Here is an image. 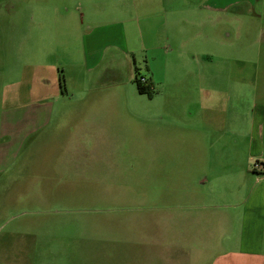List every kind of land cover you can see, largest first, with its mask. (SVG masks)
<instances>
[{
	"label": "rangeland",
	"instance_id": "rangeland-1",
	"mask_svg": "<svg viewBox=\"0 0 264 264\" xmlns=\"http://www.w3.org/2000/svg\"><path fill=\"white\" fill-rule=\"evenodd\" d=\"M35 5L36 0H0V118L3 108L16 118L15 132L8 136L0 129V264H211L228 248L227 235L214 233L201 218L216 211L231 216L234 210L219 195L212 196L214 201L197 200L188 186L211 172L205 159L213 158L220 170L231 160L210 151L248 149L245 136L256 121L254 104L264 103L258 6L250 18L240 15L236 27L223 22L234 20L229 13L219 28L207 29L229 43L220 45L214 59L219 73L204 77L219 89L210 98L219 110L194 103L202 94L195 78L169 73V84L155 90V98L131 97L128 91L116 112L98 117L100 111H91L81 125L72 118L56 122V112L46 111L48 123L36 131L20 118L23 102L3 105L6 85L18 79L27 56L40 48ZM73 14L78 19L77 10L62 9L57 18L63 23ZM247 19L249 27L242 25ZM53 20L41 21L44 37ZM216 113L219 120L210 121ZM225 118L228 131H236L230 142L214 129L223 130ZM257 119L264 129V120ZM194 149L200 156L192 155ZM258 158L251 156L248 171L262 178ZM203 169L207 172L197 175Z\"/></svg>",
	"mask_w": 264,
	"mask_h": 264
},
{
	"label": "crops",
	"instance_id": "crops-1",
	"mask_svg": "<svg viewBox=\"0 0 264 264\" xmlns=\"http://www.w3.org/2000/svg\"><path fill=\"white\" fill-rule=\"evenodd\" d=\"M37 1V42L40 48L35 55L27 56L30 61L24 64L18 79L6 85L3 96L4 106H17L16 103L23 102L19 107L25 111H21L20 118L24 124L35 126L36 131L43 127L44 122L48 123L46 111L56 112V122L63 123L72 118L79 125L87 121L91 111H100L98 117L112 110L116 112L124 104L125 94L129 97L128 91L132 92L131 97L145 96L137 90L138 76H144L146 84L153 87L149 99L154 94V98L158 96L155 90L169 84V73L195 78L202 94L198 93L201 99L194 100V103H199L203 109L219 110V103L210 99L213 94L220 93H217L219 89L213 80L205 83L204 77L219 73L214 69V59L220 53V45L229 43L220 41L207 29L219 28L221 18L229 13H233L234 20H222L228 21V27H236L240 15L250 18L248 14L258 6L264 35V0H54L47 6L43 0ZM103 7L108 8L105 10ZM62 9L68 12L77 10L79 21L73 14L71 19L65 18L60 23L57 14ZM96 9L101 10L96 12ZM106 15L112 18L104 20ZM52 16V29L45 28L44 37L41 34L42 22L46 20L47 23ZM245 21L242 25L249 27L248 19ZM134 41L138 42V47ZM262 41L264 43V37ZM47 44L51 45L50 49ZM61 76L64 78V90L59 83ZM166 106L168 104L164 102L163 108ZM3 109L0 129L9 136L16 130L12 125L16 118L6 114L9 108ZM254 112L256 121L245 136L248 149L233 147L235 150L210 151L214 155H228L231 160L226 162L222 171L211 160L213 158L205 159L211 172L200 175L193 185H187L190 188L188 194L195 195L197 200L214 201L212 196L219 195L220 199H228L225 205L234 210L231 216L216 211L201 218L214 233L219 231L221 236L225 231L227 235L223 241L228 248L221 251L211 264H264V129L257 119L258 115L264 120V103H255ZM204 115L208 117V113ZM219 118L216 113L210 121H218ZM227 124L225 118V135L223 130L213 127L230 142L236 131H228ZM193 152L196 153L193 156H200L198 150ZM251 156L259 157L262 178H255L248 171L251 170ZM202 172L207 170L203 169L197 175ZM253 183L257 186L245 198ZM214 188L219 192L211 194L210 190ZM184 190L185 187L181 192Z\"/></svg>",
	"mask_w": 264,
	"mask_h": 264
},
{
	"label": "trees",
	"instance_id": "trees-1",
	"mask_svg": "<svg viewBox=\"0 0 264 264\" xmlns=\"http://www.w3.org/2000/svg\"><path fill=\"white\" fill-rule=\"evenodd\" d=\"M59 83L61 89L64 90V78L62 76L60 77ZM136 84H137V90L140 94H145L148 95L149 97L152 96V91L150 90L149 85H141L140 82L137 80V78H136Z\"/></svg>",
	"mask_w": 264,
	"mask_h": 264
},
{
	"label": "built area",
	"instance_id": "built-area-1",
	"mask_svg": "<svg viewBox=\"0 0 264 264\" xmlns=\"http://www.w3.org/2000/svg\"><path fill=\"white\" fill-rule=\"evenodd\" d=\"M137 80H138L140 83H146V82H147L146 78H144V77H137Z\"/></svg>",
	"mask_w": 264,
	"mask_h": 264
}]
</instances>
